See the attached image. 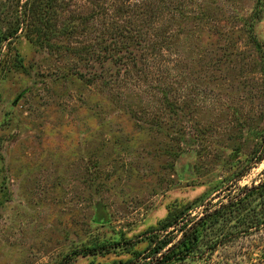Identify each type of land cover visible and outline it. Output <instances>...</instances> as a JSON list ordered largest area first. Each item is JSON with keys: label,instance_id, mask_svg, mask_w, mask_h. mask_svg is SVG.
Instances as JSON below:
<instances>
[{"label": "rangeland", "instance_id": "obj_1", "mask_svg": "<svg viewBox=\"0 0 264 264\" xmlns=\"http://www.w3.org/2000/svg\"><path fill=\"white\" fill-rule=\"evenodd\" d=\"M55 1L49 28L96 10ZM17 10L0 0V264H264L259 192L163 260L264 181V0H188L169 70L132 78L97 60L109 19L71 36L35 22L3 42Z\"/></svg>", "mask_w": 264, "mask_h": 264}, {"label": "trees", "instance_id": "obj_2", "mask_svg": "<svg viewBox=\"0 0 264 264\" xmlns=\"http://www.w3.org/2000/svg\"><path fill=\"white\" fill-rule=\"evenodd\" d=\"M94 1L96 10L90 16L81 17L82 22L79 24H76V21H66L62 26L56 23L53 28H49V21L53 19L50 20L48 17L52 15L55 0H17V7H20L21 10H17L18 17L15 24L7 28L6 34L1 36V41H9L15 38L24 28L31 31L35 22H39L40 26L48 30L55 29L62 35L71 36L78 31L81 25L86 31L91 22L96 23L97 20L100 22V18H106L111 21V24H109L107 31L101 32V34L105 38V42L109 40V45L105 47L100 45L101 50L99 52H104L97 54L99 62L106 61L117 65L122 70L124 69L130 78L138 72L151 75L155 70L162 69V72L164 69L169 70L170 63H167V59L164 58L173 48L174 38L172 34H175L173 28L178 20H182L181 25H184L187 24L185 21L190 19L184 11L188 0H124L122 5L118 7L114 2L115 0ZM21 3L23 4L21 5ZM199 16L202 17L201 14ZM204 16L203 18H205ZM120 22L124 24L120 25ZM253 22L254 20L251 18L244 23L251 36L254 34ZM103 25H107V23ZM158 62L161 66L155 67ZM143 64L145 68L141 67ZM119 76H121L120 71L113 77L118 78ZM99 77L102 76L99 75ZM263 160L264 140L260 147L257 163H261ZM245 191H250V195L242 196ZM255 192H259L258 195H264V181L252 188H246L242 191V195L220 203L212 212L201 218L193 229L185 230L182 239L172 246L168 253L164 254L163 260H169L177 248L186 250V253L191 252L201 239V229L207 227L208 222H215L223 215L238 214L242 209L245 210L248 199ZM250 220L251 224L260 226L264 223V214L263 216L257 215ZM168 227L171 225H167L165 231L168 230ZM171 243L172 239L165 240L164 238L156 253H161Z\"/></svg>", "mask_w": 264, "mask_h": 264}]
</instances>
